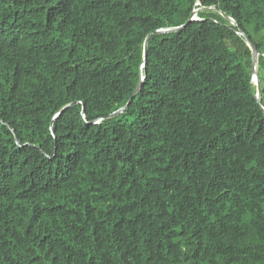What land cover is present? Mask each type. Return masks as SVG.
I'll return each instance as SVG.
<instances>
[{"label": "trees", "instance_id": "obj_1", "mask_svg": "<svg viewBox=\"0 0 264 264\" xmlns=\"http://www.w3.org/2000/svg\"><path fill=\"white\" fill-rule=\"evenodd\" d=\"M263 108L264 0H0V264H264Z\"/></svg>", "mask_w": 264, "mask_h": 264}, {"label": "water", "instance_id": "obj_2", "mask_svg": "<svg viewBox=\"0 0 264 264\" xmlns=\"http://www.w3.org/2000/svg\"><path fill=\"white\" fill-rule=\"evenodd\" d=\"M196 20H197V16L195 14V16L192 18V20H190L188 22V24H190L192 21H196ZM233 23H234V21H233ZM187 25L186 26H183L181 28H177V29L160 30L156 34H165V33L176 32V31H179V30H182V29L186 28ZM241 34L244 35L243 33H241ZM150 37L151 36H149L147 38L146 43H145V60L147 58V48H148V44H149ZM247 40H248V45L250 46V48L252 50V56H253V58H252V61H253V67H252L253 78H252V82L257 86V89H258L257 99H258L259 103H261V84H260V81H259V78H258V57H259V53H258L257 48L252 45V43L250 42L249 38H247ZM142 81H144V78H142ZM140 89H141V84L138 87L135 95L133 96V98L131 99V101L129 102V104L127 105V107H129V105L132 103L133 99L138 94V92L140 91ZM123 111H124V109L121 110V111H119L118 113L114 114L113 116H117V115L121 114ZM263 111H264V108H263Z\"/></svg>", "mask_w": 264, "mask_h": 264}]
</instances>
